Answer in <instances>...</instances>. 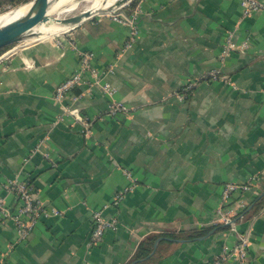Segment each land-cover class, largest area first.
Instances as JSON below:
<instances>
[{"label":"crops","instance_id":"obj_1","mask_svg":"<svg viewBox=\"0 0 264 264\" xmlns=\"http://www.w3.org/2000/svg\"><path fill=\"white\" fill-rule=\"evenodd\" d=\"M125 5L137 28L130 47L129 26L97 15L0 57V195L16 206L5 186L28 180L50 211L25 240L0 222V264H131L150 236L140 264H205L237 239L212 223L222 185L252 177L236 226L248 231L247 264H264V8L244 15L238 0ZM228 39L236 49L223 52ZM77 49L94 53L126 112L108 114L110 97L98 88L73 99L85 85L54 98L79 68ZM210 70L230 82L209 79ZM103 207L118 226L88 246L92 213Z\"/></svg>","mask_w":264,"mask_h":264},{"label":"built area","instance_id":"obj_2","mask_svg":"<svg viewBox=\"0 0 264 264\" xmlns=\"http://www.w3.org/2000/svg\"><path fill=\"white\" fill-rule=\"evenodd\" d=\"M244 15H250L255 11L264 8V2L261 0H238ZM120 7L114 9L113 12L107 13L114 21L122 23L130 27V34L126 40L125 46L130 47L135 41L137 28L135 24V16L133 14L124 13ZM64 33L58 34L62 35ZM54 37V36H53ZM59 43V41L57 40ZM17 44L10 45L0 52V57H7L15 49ZM245 45V43L243 44ZM229 49L235 50L236 46L227 40L223 52ZM79 56V68L71 75L61 81L54 89V98L62 100L67 93L74 87L85 85L86 87L78 94L73 95V99L80 98L83 95H92L94 89H100L106 93L110 99L107 102L106 111L108 114L115 115L119 112H126L127 107L121 101L113 98L115 87L109 82L104 81V71L98 70L92 64L94 53L90 50L77 49ZM211 80H221L230 82L228 76L220 75L217 70H210L207 74ZM192 83L185 86V90H189ZM185 95H180L183 99ZM254 182V177L245 183H235L232 181L225 182L221 187L220 206L215 208V217L212 219L213 224H224L228 229L236 234V242L232 246L224 245L220 253L214 258L208 260L205 264H222L228 258H233L237 264H247L248 262V231L238 232L237 221L242 216L243 210L247 206V201L244 197L245 192ZM6 190L15 194L17 204L14 207L6 205L5 199L0 195V222L10 221L18 233L21 240H25L30 234L36 222L43 216H47L50 212L43 206L42 202L36 195L32 185L28 180H12L5 186ZM125 190L115 193L111 204L118 205L123 199ZM105 207V206H104ZM104 207L92 213V225L87 239V245L93 246L98 244L103 234L108 229H115L118 226V218L113 216L106 219L103 216ZM106 208V207H105Z\"/></svg>","mask_w":264,"mask_h":264},{"label":"water","instance_id":"obj_3","mask_svg":"<svg viewBox=\"0 0 264 264\" xmlns=\"http://www.w3.org/2000/svg\"><path fill=\"white\" fill-rule=\"evenodd\" d=\"M54 1L56 0H27L23 2L29 3L28 8L14 19L0 25V49L37 36L39 27L44 25L57 24L65 28L64 32H61L65 33L97 15L113 12L114 9L129 0H117L112 5L95 11L86 7L72 14H69L72 10L63 11L68 3H64L62 8H52L51 4Z\"/></svg>","mask_w":264,"mask_h":264},{"label":"bare ground","instance_id":"obj_4","mask_svg":"<svg viewBox=\"0 0 264 264\" xmlns=\"http://www.w3.org/2000/svg\"><path fill=\"white\" fill-rule=\"evenodd\" d=\"M83 1V0H82ZM87 1V0H86ZM91 2V5L87 8H89L92 11H95L97 9H103L105 7H108L109 5H112L117 0H88ZM81 0H56L52 2V8L59 7L62 8V5L64 3H68L66 8L63 9L64 12L73 9ZM29 6V3L22 4L16 8H13L9 11H5L0 14V25L7 23L11 19H14L18 15L22 14ZM65 28L60 27L57 24H51V25H44L39 27V33L37 36L33 37H43V36H55L60 34L61 32H64Z\"/></svg>","mask_w":264,"mask_h":264},{"label":"trees","instance_id":"obj_5","mask_svg":"<svg viewBox=\"0 0 264 264\" xmlns=\"http://www.w3.org/2000/svg\"><path fill=\"white\" fill-rule=\"evenodd\" d=\"M25 1H27V0H0V7H2V6H4V5H7V4H10V5L14 6V5H17V4H19V3H23V2H25ZM129 3H130V2H129ZM125 7H126V5L124 4V5L120 6L119 9L124 10ZM5 48H6V47H5ZM5 48L0 49V52H1L2 50H4ZM247 206H248V205H247ZM247 206H246L245 209L243 210L242 216H241L240 218H238V221H239L243 216H245V215L248 213ZM216 225H219V227H221V225H222L223 228L227 227L226 225H224V224H222V223H221V224H216ZM153 241H154V237H153V236H150V237L145 238V239L140 243V245L138 246L136 252H135L134 255H133V258H132V262H133V264H140V262H141V261H140V258L145 257V256L149 253Z\"/></svg>","mask_w":264,"mask_h":264},{"label":"rangeland","instance_id":"obj_6","mask_svg":"<svg viewBox=\"0 0 264 264\" xmlns=\"http://www.w3.org/2000/svg\"><path fill=\"white\" fill-rule=\"evenodd\" d=\"M83 1H81V3L79 2L73 9H71L72 11L68 10V11H71V12H69V14H72V13L78 12L80 10H83L86 7H89L91 5L90 1H88V0L87 1L83 0ZM26 3H28V2H26ZM22 4H25V3H19V4L14 5V6H12L10 4L4 5V6L0 7V14L5 12V11H9V10H11L13 8H16V7H18V6L22 5ZM68 11H66V12H68ZM100 15H106V14H100ZM100 15H98V16H100Z\"/></svg>","mask_w":264,"mask_h":264}]
</instances>
